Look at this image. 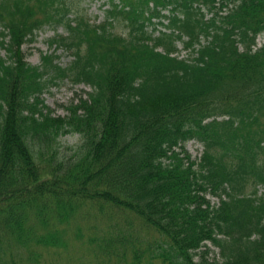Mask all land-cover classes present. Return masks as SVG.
<instances>
[{
	"label": "trees",
	"instance_id": "trees-1",
	"mask_svg": "<svg viewBox=\"0 0 264 264\" xmlns=\"http://www.w3.org/2000/svg\"><path fill=\"white\" fill-rule=\"evenodd\" d=\"M106 1L0 0V264H264V0Z\"/></svg>",
	"mask_w": 264,
	"mask_h": 264
},
{
	"label": "rangeland",
	"instance_id": "rangeland-1",
	"mask_svg": "<svg viewBox=\"0 0 264 264\" xmlns=\"http://www.w3.org/2000/svg\"><path fill=\"white\" fill-rule=\"evenodd\" d=\"M83 6L87 9L89 17L95 22H99L104 17V9L107 8L106 0H82ZM118 32H121V29H116ZM55 32L58 34H64V30L61 27H58L56 31L53 29L44 27L41 29L36 37L34 42L26 43L23 46V51L26 54V60L33 64H40V57L42 53L51 52L52 49H49L47 45V40L55 35ZM264 43V32L257 37V46H260ZM178 52L175 55L179 57L187 56V51L182 47V44L178 42ZM60 54V62L65 64L69 61L70 57L66 53H62L61 50L56 52ZM90 91V87L85 84L73 85L69 82L62 83L59 86H53L50 90L46 91L43 95L44 103L47 105L52 111L54 115L63 116L66 114V110L64 106L68 105L73 99H76L77 96L82 95L86 97V92ZM79 141V137L77 134H68L60 138L59 145L60 149H66L77 145ZM186 150L189 152L192 158H197L202 153V145L196 140H190L185 145ZM260 192L262 190L260 189ZM212 203H217L218 199L214 197H209ZM140 235L143 238H147V234L144 231L140 232ZM152 239L160 240L157 236H152ZM213 252L210 254V257H217V248H215L210 242L206 243ZM76 245V244H75ZM77 250V249H76ZM75 251V250H74ZM75 256L81 255L80 251L74 252Z\"/></svg>",
	"mask_w": 264,
	"mask_h": 264
}]
</instances>
